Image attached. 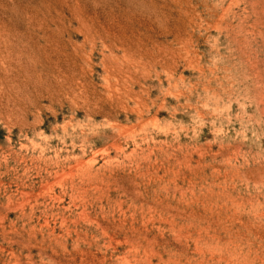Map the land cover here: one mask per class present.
Segmentation results:
<instances>
[{
  "label": "rangeland",
  "instance_id": "obj_1",
  "mask_svg": "<svg viewBox=\"0 0 264 264\" xmlns=\"http://www.w3.org/2000/svg\"><path fill=\"white\" fill-rule=\"evenodd\" d=\"M0 264H264V0H0Z\"/></svg>",
  "mask_w": 264,
  "mask_h": 264
}]
</instances>
